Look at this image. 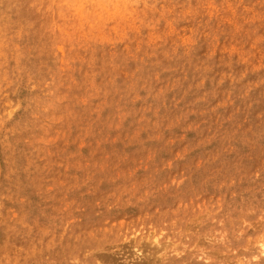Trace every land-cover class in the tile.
<instances>
[{
    "label": "rangeland",
    "instance_id": "374dc122",
    "mask_svg": "<svg viewBox=\"0 0 264 264\" xmlns=\"http://www.w3.org/2000/svg\"><path fill=\"white\" fill-rule=\"evenodd\" d=\"M264 0H0V264H264Z\"/></svg>",
    "mask_w": 264,
    "mask_h": 264
},
{
    "label": "bare ground",
    "instance_id": "6f19581e",
    "mask_svg": "<svg viewBox=\"0 0 264 264\" xmlns=\"http://www.w3.org/2000/svg\"><path fill=\"white\" fill-rule=\"evenodd\" d=\"M262 248L264 249V244L262 245Z\"/></svg>",
    "mask_w": 264,
    "mask_h": 264
}]
</instances>
